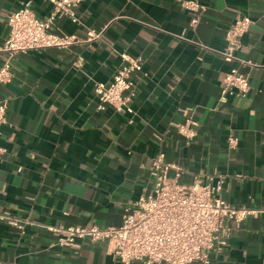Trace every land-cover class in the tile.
<instances>
[{
	"label": "crops",
	"instance_id": "crops-1",
	"mask_svg": "<svg viewBox=\"0 0 264 264\" xmlns=\"http://www.w3.org/2000/svg\"><path fill=\"white\" fill-rule=\"evenodd\" d=\"M182 1L85 0L79 22L58 18L53 32L85 40L93 30L97 39L12 59L11 81L0 84V98L9 100L0 134V264H121L110 241L52 247L53 229L119 226L126 207L150 192L159 153L183 167L181 182L215 174L223 200L264 208V1L196 0L204 7L197 13ZM26 3L38 18L52 9L51 0H0V47L8 17ZM242 16L251 25L226 62V31ZM125 54L142 60L133 73L132 123L98 110L93 92L96 82L112 80ZM233 68L248 76L249 93L221 100ZM189 119L191 140L177 132ZM11 220L26 222L23 230ZM229 226L209 264H264V215Z\"/></svg>",
	"mask_w": 264,
	"mask_h": 264
},
{
	"label": "built area",
	"instance_id": "built-area-1",
	"mask_svg": "<svg viewBox=\"0 0 264 264\" xmlns=\"http://www.w3.org/2000/svg\"><path fill=\"white\" fill-rule=\"evenodd\" d=\"M85 0H51L52 9L45 18H38L29 4L13 12L7 20L8 33L0 47L3 60L0 65V84L11 81L12 59L17 54L34 50H64L78 42H90L100 33L90 30L85 40L75 35L61 36L53 32L56 19L67 17L78 23L77 10ZM264 1V0H263ZM188 11L201 12L204 7L196 0L182 1ZM198 22L191 21L194 26ZM251 20L242 16L235 19L225 34L226 45L222 58L226 62L236 59L240 38L248 31ZM121 66L112 80L96 82L93 92L96 108L106 107L126 114L128 123L135 115L133 105L136 97V82L133 73L142 69L140 57L122 55ZM250 85L247 75L237 69L225 73L220 99L237 95L246 97ZM8 98H0V134L6 123ZM195 122L186 120L177 126V132L188 140L195 137ZM229 139V144H234ZM5 149L0 145V158ZM182 166L166 162L162 153L153 158L151 164L152 187L141 196L134 206H127L119 226L100 228L96 225L59 226L52 247L66 248L80 246L81 242L100 243L110 241L114 254L121 264H209L208 253L219 251L231 235L229 223L239 227L249 216L264 215V208L235 206L220 197L223 179L212 175H195L190 183L181 182ZM10 223L23 230L26 222L11 220Z\"/></svg>",
	"mask_w": 264,
	"mask_h": 264
}]
</instances>
